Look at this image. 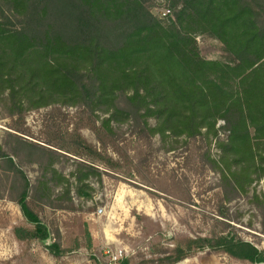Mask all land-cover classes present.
Instances as JSON below:
<instances>
[{
  "label": "trees",
  "instance_id": "trees-1",
  "mask_svg": "<svg viewBox=\"0 0 264 264\" xmlns=\"http://www.w3.org/2000/svg\"><path fill=\"white\" fill-rule=\"evenodd\" d=\"M154 1L0 0V113L78 107L111 137L128 125L142 137L160 136L168 150L203 141L220 174V216L239 222L225 206L247 197L264 234V192L256 188L264 179V0H165L171 13L163 19L152 13ZM202 35L222 44V59L202 56ZM8 136L14 140L0 144V170L27 223L16 236L45 242L50 231L36 207L68 208L73 191L91 199V179L101 181L102 171L86 158L98 154L79 137L56 150ZM64 159L72 160L69 173L57 166ZM27 163L38 166L34 181ZM46 248L62 255L58 240ZM207 249L264 262V250L232 233L189 238L167 260Z\"/></svg>",
  "mask_w": 264,
  "mask_h": 264
},
{
  "label": "rangeland",
  "instance_id": "rangeland-1",
  "mask_svg": "<svg viewBox=\"0 0 264 264\" xmlns=\"http://www.w3.org/2000/svg\"><path fill=\"white\" fill-rule=\"evenodd\" d=\"M151 11L160 19L171 13L165 0L154 1ZM197 41L205 58H223L218 40L202 35ZM100 121L82 108L60 105L30 110L23 117L1 111L0 144L13 143L11 133L58 150L55 145L70 146L79 137L97 152L99 158L91 152L92 158L86 159L100 168L102 180L91 179V199H80L73 191L68 208L36 207L50 231L45 242L19 240L16 229L27 223L11 198L10 180L0 170V264H107L110 251L118 248L125 249L122 262L128 264H251L210 249L176 263L167 260L176 257L178 247L189 238L224 233L264 250L260 213L247 197L225 206L232 217L240 216L239 222L220 216L225 204L220 174L205 159L203 141L179 143L168 150L160 136L142 137L128 125L111 137ZM218 153L213 144L212 157L218 158ZM57 166L69 173L72 160ZM23 168L34 181L38 166L27 163ZM256 188L264 192V179ZM56 240L63 251L59 257L46 248Z\"/></svg>",
  "mask_w": 264,
  "mask_h": 264
},
{
  "label": "built area",
  "instance_id": "built-area-1",
  "mask_svg": "<svg viewBox=\"0 0 264 264\" xmlns=\"http://www.w3.org/2000/svg\"><path fill=\"white\" fill-rule=\"evenodd\" d=\"M170 14V11H167L163 13V16H167ZM103 209H99V213H102ZM126 255L125 249L118 248L115 250H111L108 256L107 264H119L124 259V256Z\"/></svg>",
  "mask_w": 264,
  "mask_h": 264
},
{
  "label": "water",
  "instance_id": "water-1",
  "mask_svg": "<svg viewBox=\"0 0 264 264\" xmlns=\"http://www.w3.org/2000/svg\"><path fill=\"white\" fill-rule=\"evenodd\" d=\"M260 264H264V262L263 263H260Z\"/></svg>",
  "mask_w": 264,
  "mask_h": 264
}]
</instances>
